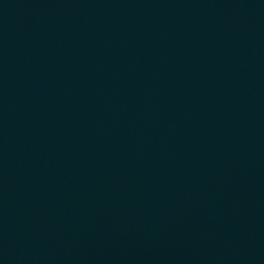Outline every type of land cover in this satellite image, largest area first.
<instances>
[{"label":"water","instance_id":"obj_1","mask_svg":"<svg viewBox=\"0 0 264 264\" xmlns=\"http://www.w3.org/2000/svg\"><path fill=\"white\" fill-rule=\"evenodd\" d=\"M0 264H264V0H0Z\"/></svg>","mask_w":264,"mask_h":264}]
</instances>
